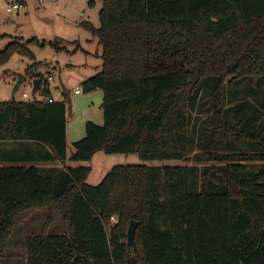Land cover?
I'll return each mask as SVG.
<instances>
[{"label": "trees", "instance_id": "1", "mask_svg": "<svg viewBox=\"0 0 264 264\" xmlns=\"http://www.w3.org/2000/svg\"><path fill=\"white\" fill-rule=\"evenodd\" d=\"M79 25L102 47L81 85L102 91L103 123L86 121L69 159L217 164L114 165L90 185L88 166L32 164L67 160L64 100H0V257L21 212L52 207L63 230L30 235L25 264H264V164L243 162H264V0H102L99 26ZM27 43L9 42L0 66L33 58Z\"/></svg>", "mask_w": 264, "mask_h": 264}, {"label": "rangeland", "instance_id": "2", "mask_svg": "<svg viewBox=\"0 0 264 264\" xmlns=\"http://www.w3.org/2000/svg\"><path fill=\"white\" fill-rule=\"evenodd\" d=\"M88 1L24 0L18 10L7 12L6 6L17 0H0V50L11 41L26 44L31 40L27 43V47L33 54L31 58L14 51L0 66V100L42 99L46 95L43 91L44 81L47 76H50L48 81L50 96L54 100H64L66 104V153L68 155L74 151L73 142L85 135L86 121L90 120L99 125L103 123L102 91L96 89L85 92L81 85L82 81L99 71L102 65V47L97 38L79 25L81 21H89L93 26H99L102 0H94L93 6L89 5ZM42 41L46 44L40 45ZM33 62H39L40 65L36 71L28 72L27 67ZM18 72L25 74L26 79L21 82L12 96V87ZM37 72L41 74L42 82L38 88H34L32 79L38 78ZM76 87L80 89L79 93L75 92ZM23 93H26V97H23ZM205 96L207 97L206 94ZM205 105L207 104L204 103L202 107ZM200 119L201 117L197 123ZM198 142L199 136L196 137L194 149L197 155L199 154ZM28 146L34 153L41 152V148L33 143ZM4 148L9 152L18 149V154L24 153L23 147L18 143L2 146L3 151ZM243 162L252 170H257L264 164L260 161ZM0 163L6 164L2 161ZM65 163L43 160L32 162L39 167L55 164L58 169H64ZM69 163L74 167L80 165L90 167L86 178V182L90 185L98 184L114 165L217 164L215 161L205 162L204 160H142L133 153L108 154L103 151L94 153L90 160L83 162L69 159ZM24 164L30 165L29 162ZM46 223L49 234H59L63 230L62 216L52 207L32 208L21 212L15 218L7 246L1 252L0 264H25L27 238L38 234Z\"/></svg>", "mask_w": 264, "mask_h": 264}, {"label": "water", "instance_id": "3", "mask_svg": "<svg viewBox=\"0 0 264 264\" xmlns=\"http://www.w3.org/2000/svg\"><path fill=\"white\" fill-rule=\"evenodd\" d=\"M25 79H26L25 74H23L22 72L17 73L15 83L13 84V87H12V96L14 95L15 91L17 90L21 82H23ZM32 85L34 88H37L39 85V79L33 78ZM136 225H137V222L135 220H131L127 228V244L133 246V248L136 247L135 242H134V232H135Z\"/></svg>", "mask_w": 264, "mask_h": 264}, {"label": "built area", "instance_id": "4", "mask_svg": "<svg viewBox=\"0 0 264 264\" xmlns=\"http://www.w3.org/2000/svg\"><path fill=\"white\" fill-rule=\"evenodd\" d=\"M20 7H21V4L20 3H18V2H12L11 5H7L6 6V11L7 12H12L14 10H18ZM49 79H50V76H47L46 79H45V81L48 82ZM79 91H80V89L78 87H76L75 88V92L76 93H79ZM22 95H23V97H26V93H23ZM43 99H48L49 101H53L54 100V98H52L51 96H48L46 98H42V99H39V100H43ZM112 219H115V218H112Z\"/></svg>", "mask_w": 264, "mask_h": 264}, {"label": "crops", "instance_id": "5", "mask_svg": "<svg viewBox=\"0 0 264 264\" xmlns=\"http://www.w3.org/2000/svg\"><path fill=\"white\" fill-rule=\"evenodd\" d=\"M69 157H70V155H68V153H67V160H66V163H65V165L66 166H70V163H69ZM84 162V161H83ZM51 166L53 165L54 167H56V165L55 164H50ZM65 166V167H66Z\"/></svg>", "mask_w": 264, "mask_h": 264}]
</instances>
